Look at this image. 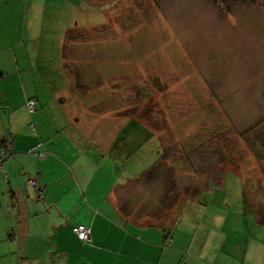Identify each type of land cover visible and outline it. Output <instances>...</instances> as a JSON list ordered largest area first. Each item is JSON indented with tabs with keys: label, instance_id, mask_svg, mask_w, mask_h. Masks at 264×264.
Listing matches in <instances>:
<instances>
[{
	"label": "crops",
	"instance_id": "1",
	"mask_svg": "<svg viewBox=\"0 0 264 264\" xmlns=\"http://www.w3.org/2000/svg\"><path fill=\"white\" fill-rule=\"evenodd\" d=\"M127 2L0 0V144L8 153L0 162V264H264V219L248 211L238 176L234 187L228 185L240 190L232 198L236 208L201 191L196 203L185 198L178 209L176 196L169 191L162 197L145 175L154 164L141 173L128 164L153 138L134 134V123L141 127L138 118L122 114L115 132L97 131V104L83 102L88 88L48 85L41 45L55 33L46 30L66 29L73 19L75 26L96 30ZM223 9L233 18L234 32L215 37L221 50L213 60H225L222 46L233 45L225 55L248 61V77L256 82L246 83L257 85L264 74V0H232ZM205 25L211 28L209 22L188 23L185 43H197L203 33L211 42V33L200 31ZM53 54L58 63L51 72L65 75L64 52L60 59L58 50ZM262 87L254 92L264 101ZM28 100L36 103L32 112ZM257 124L247 130L250 148L261 152L264 134L258 136ZM228 173L220 186L205 182L209 193L225 189ZM80 224L89 228L87 243L77 238Z\"/></svg>",
	"mask_w": 264,
	"mask_h": 264
},
{
	"label": "rangeland",
	"instance_id": "2",
	"mask_svg": "<svg viewBox=\"0 0 264 264\" xmlns=\"http://www.w3.org/2000/svg\"><path fill=\"white\" fill-rule=\"evenodd\" d=\"M223 8L218 10L206 0H128L96 30L75 26L74 19L67 21L66 29L46 30L55 34L41 45L45 59L41 63L49 73L43 80L46 77L48 85L88 88L83 102L97 104V131L110 128L115 132L122 114L138 118L142 128L134 123L137 130L141 128V132L133 128L134 134L145 137L152 133L153 138L128 164L141 173L163 161L150 179L155 180L162 197L169 191L176 196L178 209L185 198L196 203L201 191L217 202L224 198L229 207L236 208L232 198L240 190L228 185L234 187L238 176L248 211L255 209L262 217L264 149L258 146L261 152H254L250 148L252 132L249 134L247 126L258 121V136L264 134V101L261 92H254L263 86L264 74H258L257 85H248L246 79L256 82L248 77L250 69L244 66L248 61L225 55L233 51V45L231 49L222 46L225 60H213L221 50L215 37L220 32L224 36L234 32L233 18ZM240 19L239 13L235 20ZM191 22L197 26L209 22L211 28L205 25L200 31L207 30L214 39L209 42L203 33L198 34L197 43H185ZM201 39L204 44H198ZM57 50V59L62 52L66 56V73L59 70L54 77L51 70L58 63L53 54ZM207 51L212 53L207 56ZM187 57L191 66H186ZM225 171L233 173L225 176L227 186L212 195L205 182L217 181L220 186Z\"/></svg>",
	"mask_w": 264,
	"mask_h": 264
},
{
	"label": "built area",
	"instance_id": "3",
	"mask_svg": "<svg viewBox=\"0 0 264 264\" xmlns=\"http://www.w3.org/2000/svg\"><path fill=\"white\" fill-rule=\"evenodd\" d=\"M35 101L34 100H28L26 102V109L29 112H32L34 107H35ZM7 156L6 152L4 151H0V162ZM29 183L33 184V182L29 181ZM76 235L77 238L83 242V243H87L89 242V237H90V231L89 228L85 225H77L76 227Z\"/></svg>",
	"mask_w": 264,
	"mask_h": 264
},
{
	"label": "trees",
	"instance_id": "4",
	"mask_svg": "<svg viewBox=\"0 0 264 264\" xmlns=\"http://www.w3.org/2000/svg\"><path fill=\"white\" fill-rule=\"evenodd\" d=\"M218 5H220V6H223L224 8L226 7V5L229 3V1H232V0H214ZM1 76V75H0ZM2 147H0V151L2 150V151H4V152H6V150H4V148H5V146H4V144H3V142L0 144ZM6 154H8V153H6ZM163 161H158L157 162V164L155 163L154 164V166H152L151 168H150V170L149 171H147L146 172V176L147 177H151L152 175H154L156 172H157V169H158V165H159V167L161 166L162 167V165H160L161 163H162ZM257 219H258V221H260V222H262L263 221V219H264V216H257Z\"/></svg>",
	"mask_w": 264,
	"mask_h": 264
}]
</instances>
